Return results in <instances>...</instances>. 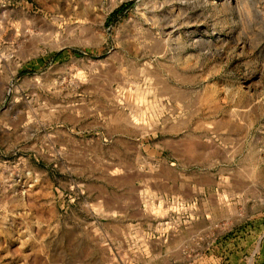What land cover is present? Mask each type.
I'll return each mask as SVG.
<instances>
[{
	"label": "rangeland",
	"instance_id": "obj_1",
	"mask_svg": "<svg viewBox=\"0 0 264 264\" xmlns=\"http://www.w3.org/2000/svg\"><path fill=\"white\" fill-rule=\"evenodd\" d=\"M0 264H264V0H0Z\"/></svg>",
	"mask_w": 264,
	"mask_h": 264
},
{
	"label": "crops",
	"instance_id": "obj_2",
	"mask_svg": "<svg viewBox=\"0 0 264 264\" xmlns=\"http://www.w3.org/2000/svg\"><path fill=\"white\" fill-rule=\"evenodd\" d=\"M133 130L137 131L135 134V137H131V135L126 136L127 142L131 139L134 140L140 151V149L142 148L141 137L143 136V132H141V130H139L138 127ZM175 150L177 152V149ZM162 162L166 166H168L170 170L175 172V176H174V179L169 178L170 180L169 185L170 187H172V191L170 193L161 192L160 193L161 197L175 198L174 202L176 203L177 208H179L178 215L183 214V212H186V209H187L189 211L188 212L189 215L193 218L192 219L193 227H191V229H193L192 233H195V235H201L202 230L204 228H209V226L206 224H200L198 221L203 220L205 216L208 219H210L209 209L206 206H205L206 208L203 207V204H206L204 201H200V200L198 201L197 198L187 199L185 196V189L187 188H189L190 190L202 189L201 183H193L192 177L187 176L185 174L187 171H189V167L194 166V159L191 158L189 155H185L184 153L180 155L177 153L175 154L173 153L171 157L169 158V160L163 159ZM174 188L176 189L175 191L173 190ZM201 200H204V199L201 198ZM184 228H187V226H185ZM183 230H184L183 228H180V230H178V234L181 235ZM182 236L183 235H181V237ZM176 248L178 252H184L186 248L184 240H181V242H179L176 245ZM167 250L170 251L169 247H167Z\"/></svg>",
	"mask_w": 264,
	"mask_h": 264
}]
</instances>
